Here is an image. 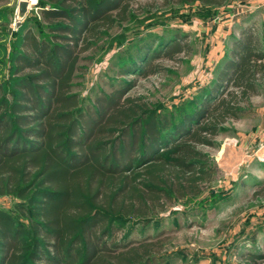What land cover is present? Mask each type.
I'll use <instances>...</instances> for the list:
<instances>
[{
  "label": "trees",
  "instance_id": "obj_1",
  "mask_svg": "<svg viewBox=\"0 0 264 264\" xmlns=\"http://www.w3.org/2000/svg\"><path fill=\"white\" fill-rule=\"evenodd\" d=\"M133 1L37 0L45 34L19 25L10 99L0 82V197L17 200L13 211L0 206V264H168L163 240H114L115 225L199 195L214 172L199 146L214 147L222 125L264 87V43L251 22L232 35L213 102L178 122L128 95L122 79L82 107L72 88L80 56L132 17ZM162 52L151 56L172 60L190 45L174 36ZM135 65L119 75L151 72ZM254 195H264V179ZM263 259L247 253L243 264Z\"/></svg>",
  "mask_w": 264,
  "mask_h": 264
},
{
  "label": "rangeland",
  "instance_id": "obj_2",
  "mask_svg": "<svg viewBox=\"0 0 264 264\" xmlns=\"http://www.w3.org/2000/svg\"><path fill=\"white\" fill-rule=\"evenodd\" d=\"M18 1L0 0V82L8 99L12 57L20 50ZM29 1L20 25L45 34L40 4ZM132 6L128 21L117 23L80 56L72 88L82 107L122 79L130 83L128 95L140 98L160 119L178 122L203 101L213 102L216 70L239 27L255 23L264 43V0H230L221 6L135 0ZM174 36L188 41V55L151 56L163 55ZM132 63L151 72L120 76L121 67ZM199 148L214 171L204 190L146 221L115 225L112 239L163 240L168 264H243L247 253L264 255V195H254L264 179V87L242 106L237 120L222 125L214 147ZM16 202L9 195L0 197V206L9 211Z\"/></svg>",
  "mask_w": 264,
  "mask_h": 264
},
{
  "label": "water",
  "instance_id": "obj_3",
  "mask_svg": "<svg viewBox=\"0 0 264 264\" xmlns=\"http://www.w3.org/2000/svg\"><path fill=\"white\" fill-rule=\"evenodd\" d=\"M29 0H19L17 4V22L16 26H19L21 23V20L24 18L26 15L28 9H29Z\"/></svg>",
  "mask_w": 264,
  "mask_h": 264
},
{
  "label": "bare ground",
  "instance_id": "obj_4",
  "mask_svg": "<svg viewBox=\"0 0 264 264\" xmlns=\"http://www.w3.org/2000/svg\"><path fill=\"white\" fill-rule=\"evenodd\" d=\"M33 2V1H32Z\"/></svg>",
  "mask_w": 264,
  "mask_h": 264
}]
</instances>
